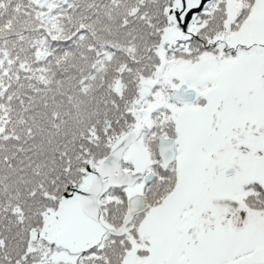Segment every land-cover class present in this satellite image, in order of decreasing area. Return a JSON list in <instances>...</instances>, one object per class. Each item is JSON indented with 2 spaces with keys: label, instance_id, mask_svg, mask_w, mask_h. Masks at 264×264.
<instances>
[{
  "label": "snow or ice",
  "instance_id": "snow-or-ice-1",
  "mask_svg": "<svg viewBox=\"0 0 264 264\" xmlns=\"http://www.w3.org/2000/svg\"><path fill=\"white\" fill-rule=\"evenodd\" d=\"M0 264H264V0H0Z\"/></svg>",
  "mask_w": 264,
  "mask_h": 264
}]
</instances>
